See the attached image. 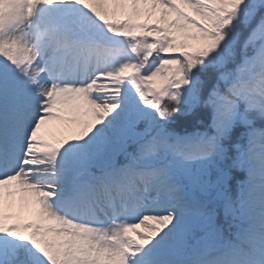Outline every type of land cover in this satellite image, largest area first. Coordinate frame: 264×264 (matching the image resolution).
I'll list each match as a JSON object with an SVG mask.
<instances>
[{
    "label": "snow or ice",
    "instance_id": "1",
    "mask_svg": "<svg viewBox=\"0 0 264 264\" xmlns=\"http://www.w3.org/2000/svg\"><path fill=\"white\" fill-rule=\"evenodd\" d=\"M0 264H264V0H0Z\"/></svg>",
    "mask_w": 264,
    "mask_h": 264
},
{
    "label": "bare ground",
    "instance_id": "2",
    "mask_svg": "<svg viewBox=\"0 0 264 264\" xmlns=\"http://www.w3.org/2000/svg\"><path fill=\"white\" fill-rule=\"evenodd\" d=\"M50 127H51V130H52V131H57V126H56V124H53V125H51Z\"/></svg>",
    "mask_w": 264,
    "mask_h": 264
},
{
    "label": "rangeland",
    "instance_id": "3",
    "mask_svg": "<svg viewBox=\"0 0 264 264\" xmlns=\"http://www.w3.org/2000/svg\"><path fill=\"white\" fill-rule=\"evenodd\" d=\"M153 19H155V17H153ZM56 126H57V130H60L61 126L58 124H56ZM25 215H27V213H25Z\"/></svg>",
    "mask_w": 264,
    "mask_h": 264
}]
</instances>
